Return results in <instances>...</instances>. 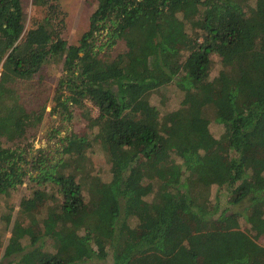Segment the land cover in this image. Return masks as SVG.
<instances>
[{"label":"trees","instance_id":"trees-1","mask_svg":"<svg viewBox=\"0 0 264 264\" xmlns=\"http://www.w3.org/2000/svg\"><path fill=\"white\" fill-rule=\"evenodd\" d=\"M92 2L68 41L57 0H31L29 17V0H0V194L32 182L28 215L59 200L42 231L14 219L0 259L264 264V163L253 164L264 158V0ZM56 54L49 113L70 120L78 109L84 124L55 153H33L45 109L23 107L19 86L41 80ZM169 84L182 91L176 105L153 95ZM96 150L108 182L79 164Z\"/></svg>","mask_w":264,"mask_h":264},{"label":"rangeland","instance_id":"rangeland-1","mask_svg":"<svg viewBox=\"0 0 264 264\" xmlns=\"http://www.w3.org/2000/svg\"><path fill=\"white\" fill-rule=\"evenodd\" d=\"M58 5L64 10L66 13L67 19V26L66 29L63 31V37L68 40L72 41L76 37L77 33L83 29L87 23L88 16L90 15L93 9V2L92 0H57ZM31 0H29V6L26 8L28 13V17L31 14ZM123 46L120 44L119 49H122ZM117 49V50H119ZM61 68V60L59 59L58 54L52 57L51 60L45 63V68L43 71V78L37 79L33 85H25L24 87L19 86V95L20 101L23 104V107L29 108H36L38 105H43L45 109V116L43 122L37 126L34 130V143H33V153L36 152V149L43 147L46 151L49 149L51 150L50 154L55 153L56 147L60 146L62 141H60L61 137L66 136L68 133H76L80 131L83 126V121L79 116L78 109H74L73 116L70 120L63 119L58 113H49L51 106L53 105V101L51 100V96L53 93V89L55 87L57 78L60 74ZM219 70V67H215L212 70L211 77L213 78ZM180 89L175 84H169L165 87H161L159 90L153 92V95L156 97L163 96L164 99H168L171 104L176 105L179 103L181 98ZM162 94V95H160ZM154 100V99H153ZM152 100V101H153ZM89 105V102H87ZM170 104V105H171ZM172 105V106H174ZM171 106V107H172ZM94 115L97 114L96 108H93ZM214 131L218 129L213 127ZM213 146L212 148H214ZM221 152H225V148L223 146H218ZM254 155L255 162L253 163L257 167H262L264 163V158ZM51 156V155H50ZM62 157L61 154H57V157ZM79 164L92 172H96L98 169H101L103 173L101 174L102 180L108 182L111 178V174L109 172V164L105 161L104 156L102 155L101 151L96 150L88 160H79ZM101 166L102 168H100ZM99 167V168H97ZM35 185L28 180H24L21 184L17 185L14 189L8 190L7 193L0 194V244L2 245L5 243L7 237L9 236L8 228L9 225L12 224L14 219H18L22 221V224L28 228V233H34L37 231H42L45 224L48 225V222H51V216L48 218V208L47 206L53 205L59 200H53L47 198L46 203L43 207L39 208L36 211H32L31 218L28 214L24 213L20 209V201L21 199L26 198L31 194V191ZM149 186L148 184L146 185ZM51 191L54 193V188L48 187L47 192ZM49 193V192H48ZM226 196L224 193H221V197ZM52 197V195H51ZM91 208L95 209L96 204H90ZM236 209L241 210L243 208V204L236 205ZM88 214V213H85ZM84 214V215H85ZM48 218V219H47ZM30 220L34 225H30ZM78 219V221H80ZM46 221V222H45ZM77 221V220H76ZM29 224V225H28ZM61 225H68L67 223H60ZM74 224V223H73ZM31 226V227H30ZM139 226V225H138ZM136 228V227H135ZM138 230V229H137ZM136 230V231H137ZM80 235V229L77 231ZM256 240L264 244V234L259 235ZM1 247V246H0ZM34 248V247H33ZM32 247H28L24 251V259L29 261L32 259V256L35 255L36 250H33ZM1 250V248H0ZM35 251V252H34ZM1 252V251H0ZM22 255V256H23ZM19 257V255H17ZM21 256V257H22ZM2 264H5L6 259H0ZM99 264H111V258L109 257L105 261H99Z\"/></svg>","mask_w":264,"mask_h":264}]
</instances>
